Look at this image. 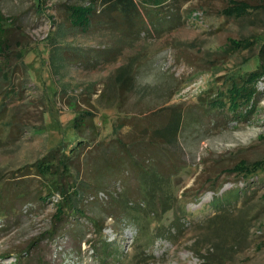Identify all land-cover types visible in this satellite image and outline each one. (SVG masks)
I'll return each mask as SVG.
<instances>
[{"label":"rangeland","instance_id":"obj_1","mask_svg":"<svg viewBox=\"0 0 264 264\" xmlns=\"http://www.w3.org/2000/svg\"><path fill=\"white\" fill-rule=\"evenodd\" d=\"M87 2L0 0V41L8 44L0 42V264H264V165L233 170L264 158V74L249 101L230 99L232 83L264 64V9L234 17L222 13L228 0H171L147 14L137 1L131 45L104 55L120 34L107 19L82 30L67 18L66 5ZM230 37L255 42L236 50ZM55 44L64 63L51 58ZM132 57L134 88L116 97L114 75ZM165 106L183 112L181 148L170 156L135 135L165 122ZM80 108L92 112L94 128H84L82 141L73 126ZM57 148L74 149L72 178L86 184L79 212L60 222L58 196L41 200L37 176L30 182L34 174L17 169ZM107 160L100 186L94 177ZM133 161L154 165L165 182L151 198ZM18 188L29 192L14 196ZM120 193L137 204L124 208Z\"/></svg>","mask_w":264,"mask_h":264},{"label":"trees","instance_id":"obj_2","mask_svg":"<svg viewBox=\"0 0 264 264\" xmlns=\"http://www.w3.org/2000/svg\"><path fill=\"white\" fill-rule=\"evenodd\" d=\"M137 1L141 4L142 8H144L148 14L149 9L147 6L153 5L158 6L160 9H162L165 8L166 4H168V2L171 0H88L87 4L72 3L66 5L65 7L67 9V18L70 21V24L73 27H77L82 30H86L91 25L92 21L102 23L106 18L107 22H109V28L114 32L118 31L120 34L113 40V45L103 49L102 53L104 55H116L118 53H121V49L124 45L129 46L134 40V35L136 33H134L132 29L135 24V20L137 19L136 17L140 16ZM252 9H264V4L253 5L245 0H228V5L223 8L222 13L227 16L243 17L249 14L250 10ZM117 17H119V20L117 19ZM5 31L6 29L1 30V32L3 33ZM0 42L3 44V47L1 46V48H4L5 46L8 47V44L4 43V41ZM253 42H255V39H235L230 37L228 38L227 43L229 44V47L239 50L251 47ZM61 50L62 48L55 44L54 48L50 52V55L52 56L51 58L53 59V62H55V64L59 62L64 63L62 62L63 58H61L60 55ZM262 50L264 51V47ZM134 61L135 60L132 57L130 61H127L126 63L118 67L114 75V85L117 90V94L115 95L116 97L120 96V94H124L125 92L127 93V91H132V89L134 88ZM262 74H264V64L259 63L256 70L249 72L246 76L243 77L242 84H239L237 82L232 83V87L230 89V99L233 106H237L239 104V99H243L245 100V102L251 99L254 84ZM249 83L253 84V86L249 87ZM8 91V89H5L4 93L9 94L10 92ZM101 94L105 95V92H102ZM71 104H73V106H78L75 101H73ZM112 104L113 100H111L108 106ZM163 108L169 109L171 111L168 119L161 124L155 123V125L151 128L145 125L137 128V130L135 131V135L137 137L136 144L140 143L144 145L145 143L146 145L157 146V149L163 151L166 156H170V154H175V151L181 148L178 139L179 132L183 124V112L174 106H165ZM5 112H7L6 104L0 103V119H3ZM17 113L18 112H13L10 120L12 122V125L15 126V128L18 130L20 127ZM92 124V112L80 108V110L77 111V117L73 125L78 132L77 139H79V141H82V138L85 137L84 130L86 128H90L93 131L94 128ZM115 140L122 147V150L124 152H127V154H132L128 147V144L121 137H117ZM166 148L168 149L169 153L165 152L167 150ZM75 154L76 152H74V149H71L70 157L66 154V150L64 148H57L50 152H47L35 162L17 168L22 172L23 176H28V174L30 173L34 174L33 177H30V179H28L30 180V182L35 180L34 178L35 176H37V178L39 179V185L43 186L46 192L44 195H42V191L39 192L38 197H40L41 200L45 201L51 196H58V200L55 204L56 210L54 213L56 222H60L62 218L66 216L69 210H76L77 212H79V207L76 206V203L81 198V194L84 190L83 187L86 184L84 181H76L72 178L73 164L70 163L69 157L73 158ZM132 164L137 173L140 186L142 187L145 196H152L154 192L158 193L161 190L162 184L165 182L162 181V177L159 175L154 165H150L148 163L143 164V162L140 161H133ZM263 165L264 158L253 162L251 168H248L244 162H240L234 166L233 170L240 173L244 172L245 174H253ZM31 168H33V172H29ZM111 169L112 167L111 165H109L108 160L104 161L98 169L97 176L94 177L95 183L102 186L103 181L100 177V172ZM1 183L2 182H0V184ZM4 185L5 184L3 182L0 189H2ZM28 192L29 191L27 188H18L15 190V193L13 195L25 196ZM119 195V199L121 200V203H123L124 208H126L127 205L137 204L134 201L127 199L126 197L124 199L122 197L123 194L120 193ZM0 198H3V195L0 194ZM159 198H161V196ZM119 199L118 197L112 196L110 197L109 202L120 203ZM218 202H221L220 197H217L213 201V203L215 204H218ZM141 204L146 206L148 203L145 200H141L140 202H138V206ZM56 232L57 231L55 230L52 231V229H48L46 233L50 236H53L56 234ZM27 253L28 251H26V254Z\"/></svg>","mask_w":264,"mask_h":264}]
</instances>
